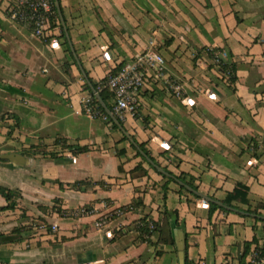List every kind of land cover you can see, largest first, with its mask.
I'll return each mask as SVG.
<instances>
[{
  "label": "crops",
  "instance_id": "0c3cea01",
  "mask_svg": "<svg viewBox=\"0 0 264 264\" xmlns=\"http://www.w3.org/2000/svg\"><path fill=\"white\" fill-rule=\"evenodd\" d=\"M60 3L66 36L57 24L46 41L8 17L15 0H0V153L28 158L22 166L0 163V183L21 194L16 209L1 210L0 233L29 229L0 243V264H181L177 233L172 244L160 240V231H140L145 220L162 224L165 209L177 211L192 264H240L246 244L253 248L257 239L264 247V221L220 209L210 217L206 200L151 168L124 132L82 104L86 77L99 83L154 40L166 59L165 77L180 84L182 95L151 78L139 116L123 118L128 135L161 166L193 177L205 195L224 199L241 182L252 205L264 202V0ZM216 48L236 65L235 82L210 56ZM58 138L89 151L73 156ZM81 180L89 183L73 186ZM7 204L0 194V208ZM82 205L91 214L74 217ZM204 224L219 246L199 245Z\"/></svg>",
  "mask_w": 264,
  "mask_h": 264
},
{
  "label": "trees",
  "instance_id": "16d2710c",
  "mask_svg": "<svg viewBox=\"0 0 264 264\" xmlns=\"http://www.w3.org/2000/svg\"><path fill=\"white\" fill-rule=\"evenodd\" d=\"M52 2H53V8H54L55 14L51 18L50 30H53L58 24L61 26L62 35L65 37L66 36L65 29L66 28L63 27L62 23L60 22L61 15L58 12L56 0H52ZM58 2L60 5V9L63 13V9L61 7L60 0H58ZM65 39L67 42V38H65ZM45 40L47 41V40H49V38H47ZM69 50H70V52H72L71 49H69ZM214 53H217L220 56L219 65H220L222 71L226 74V77H228V79L231 82H235L237 79V76L235 74L236 65L235 64H232V65L229 64V61L227 60V58H225L222 50L216 48L214 51H211L209 54H210V56L213 57ZM122 65L118 66L116 69L111 71L109 74L117 73ZM108 75H106L99 83H93L91 81L90 77H86L87 78L86 88H87V90L89 92V96L91 98L90 105L93 107V114H92L93 117L97 118V119H101L107 123H110V124H112V126L115 129H120L122 132H124V134H125L124 138L125 139H128V138L131 139V146L136 150L137 155L140 156L144 162L148 163V165L151 168L155 169L158 173H160L164 177H167L169 181H174L177 184H179L181 189L187 190L188 192H190L191 194H193L197 198L204 199L201 196V194H203V193L200 192V189H199L198 185L195 183V180L193 177H190V179H187L186 175H184L183 173H181L180 175H177L173 171L168 169V167L161 166V164L157 161V159L151 155V152L147 149V147L145 146V143H138L135 140V138H132L131 136L128 135L127 129L124 126V120L122 118H120L119 116L115 115V113H114L113 106L115 103V98H114L113 93L110 91L109 87L106 86V80H107ZM90 83H91V85H90ZM93 89H95V91L98 93L99 97H97V95L93 92ZM139 104H140V102H139ZM138 108H139V105H138ZM138 108H137L136 113L134 114V117L139 116L138 115ZM106 109H109L110 112H112L115 115V117L118 120V123L111 117L110 113H108ZM83 110L86 113L84 108H83ZM9 115H10V113H9ZM14 118L17 120V125L19 126L20 125V117L15 115ZM56 144L60 145L63 149L69 150L73 156H78L80 154H83V153H86L89 151V148L87 146H82L79 144H68L66 139H62V138H58L56 140ZM32 148L35 152H37V153L39 152V154L49 155L55 159H59L63 156L62 154L60 155L58 152H54V151L48 152L47 147H45V146H34ZM141 151H143V153H141ZM124 152L125 151H123V153ZM0 155H2V154L0 153ZM8 162H10L8 159H0V163H8ZM11 163H13V162H11ZM25 163H22V164L21 163H13V164H15L17 166H22ZM140 166L141 165L136 167L135 170L140 169ZM157 166L162 167L163 171H159L157 169ZM120 168H121V166H120ZM88 183H89V181H87V180H81V181L75 182L73 186L81 188L82 185L88 184ZM249 191H250V188L248 185L243 184L241 182H238L236 184L235 188L232 191L228 192L224 199H217L214 196H209L212 198V200L204 199L209 204V215H210V217L218 209L226 211V212H232L233 210H231L229 208H234V209L238 210V212H241L243 214L246 212L247 214L254 216L256 218V220L264 221V202H259L257 205H252L250 200H249V197H248ZM0 194L2 196H4V198L8 202V204L1 207L0 210L16 209L17 199L21 198V194L19 192H16V191L10 189L9 187L5 186L4 184L0 183ZM217 201L221 202L222 204H219ZM241 204L246 205L247 209L244 210L241 207ZM56 208H57L56 205H54L53 210L55 211ZM83 208H88V205H82L79 208L73 210L72 215L74 217H79L80 215L78 216L75 213H77L80 209H83ZM172 215H174V217H172ZM151 222L154 224V226H155L154 228L150 227ZM47 227L49 228L48 225H47ZM140 228H141L140 231L142 232V234L144 233L146 235H149L150 233L155 232V231H160V235H161L160 240H162L163 242H170V243L174 244V237H173L172 231L174 228H181V224L179 223V220L177 218V211L170 212L168 209H165L164 220H163L162 224H158V223L154 222L153 220H145ZM51 229H52V227H51ZM24 231H29V229L27 227H17L9 234L0 233V243H7L10 241L11 237L15 236V234H18L19 236H21V234ZM165 231H168L167 237H165ZM253 243L255 244L253 248H251L252 247L251 244L245 245V250L241 256L240 264H250V262L246 261V257L251 255V253L254 249L259 248V249L264 251V247L258 244L259 242L257 241V239H254ZM187 249H188V243L186 242L185 243L186 255H187ZM186 264H192V263L187 259Z\"/></svg>",
  "mask_w": 264,
  "mask_h": 264
},
{
  "label": "built area",
  "instance_id": "2783aa9c",
  "mask_svg": "<svg viewBox=\"0 0 264 264\" xmlns=\"http://www.w3.org/2000/svg\"><path fill=\"white\" fill-rule=\"evenodd\" d=\"M52 0H15L10 7L8 17L17 24L30 28L32 33L42 39H47L50 32L51 18L54 16ZM214 63L219 64L220 56L214 53ZM166 59L157 49L154 40H149L148 46L140 52L133 60L126 62L115 74H109L106 86L109 87L115 98L113 106L115 115L124 118L126 115L136 113L142 90L151 78L165 79L169 90L174 96L182 95V87L173 78L165 77ZM90 96L82 99L83 108L87 114L93 116V107L90 105ZM80 216L91 214L89 208L80 209ZM106 216L100 215L95 220V226L101 228L106 222ZM150 227L154 228L151 222ZM56 224L52 230H57ZM250 264H264V251L256 248L252 251Z\"/></svg>",
  "mask_w": 264,
  "mask_h": 264
},
{
  "label": "water",
  "instance_id": "95a60500",
  "mask_svg": "<svg viewBox=\"0 0 264 264\" xmlns=\"http://www.w3.org/2000/svg\"><path fill=\"white\" fill-rule=\"evenodd\" d=\"M56 5H57V8H58V12L60 15H62V12H61V9H60V5H59V2L58 0H56ZM93 92L97 95V97H99L98 93L95 91V89H93ZM103 104V103H102ZM104 105V104H103ZM108 113H110L111 117L118 123V120L117 118L115 117V115L110 112L109 109H106ZM141 153H143V151H141ZM0 159H8L10 162H13V163H25L28 158L18 154V153H10V154H2L0 155ZM157 169L159 171H163L162 167L160 166H157ZM201 196L206 199V200H212L211 197L205 195V194H201ZM219 204H222L221 202L217 201ZM229 208V207H228ZM233 211H238L234 208H229ZM174 231V234L177 233V235L175 234V239H176V247H177V250H178V256H179V259L181 261V264H186V253H185V237H184V234H183V230L181 228H174L173 229ZM178 233H180L181 236H178ZM19 237V235H16V236H13L11 237L10 241H14V240H17ZM180 237V238H179Z\"/></svg>",
  "mask_w": 264,
  "mask_h": 264
},
{
  "label": "rangeland",
  "instance_id": "374dc122",
  "mask_svg": "<svg viewBox=\"0 0 264 264\" xmlns=\"http://www.w3.org/2000/svg\"><path fill=\"white\" fill-rule=\"evenodd\" d=\"M201 207L205 208V209H208V207H206V206H201ZM0 216H2L1 210H0ZM201 231H202V233L200 235V242H199V245L201 247L202 246L204 247L207 243L210 244V245L214 244L216 246L217 245L219 246L221 244V240L218 241V239H217V242L214 241V239H215L214 229L210 225L204 224L203 227H201ZM208 236L210 237L209 239H208ZM218 237L222 239L223 236L219 235Z\"/></svg>",
  "mask_w": 264,
  "mask_h": 264
}]
</instances>
